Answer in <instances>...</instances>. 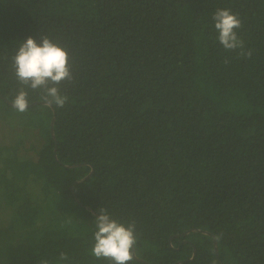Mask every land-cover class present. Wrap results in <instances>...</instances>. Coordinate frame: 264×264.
<instances>
[{"label":"trees","instance_id":"16d2710c","mask_svg":"<svg viewBox=\"0 0 264 264\" xmlns=\"http://www.w3.org/2000/svg\"><path fill=\"white\" fill-rule=\"evenodd\" d=\"M45 35L68 100L20 113L11 57ZM100 208L135 221L130 264H264V0H0V264H110Z\"/></svg>","mask_w":264,"mask_h":264},{"label":"clouds","instance_id":"9594fccd","mask_svg":"<svg viewBox=\"0 0 264 264\" xmlns=\"http://www.w3.org/2000/svg\"><path fill=\"white\" fill-rule=\"evenodd\" d=\"M216 41L226 52L239 50L241 57L250 58L251 50L245 51L244 41L238 35L242 21L238 14L230 9H217L213 15ZM228 63V59H225ZM73 61L67 48L54 42L47 35L40 41L29 36L19 44L11 57L13 75L21 86L12 100L13 107L20 113L28 111L30 100L26 89L41 91L47 106L63 108L68 100L60 91L62 83H71ZM95 216L93 233L94 243L91 255L97 259H106L110 264H130L136 258L137 231L135 221L121 222L114 218L106 208H100ZM60 259H68L65 253Z\"/></svg>","mask_w":264,"mask_h":264},{"label":"rangeland","instance_id":"374dc122","mask_svg":"<svg viewBox=\"0 0 264 264\" xmlns=\"http://www.w3.org/2000/svg\"><path fill=\"white\" fill-rule=\"evenodd\" d=\"M22 121H24L23 119H21ZM36 123V122H35ZM8 132H9V130H8ZM24 153V151H20V154H23Z\"/></svg>","mask_w":264,"mask_h":264},{"label":"water","instance_id":"95a60500","mask_svg":"<svg viewBox=\"0 0 264 264\" xmlns=\"http://www.w3.org/2000/svg\"><path fill=\"white\" fill-rule=\"evenodd\" d=\"M12 105V104H11ZM13 106V105H12ZM215 244H216V242H215Z\"/></svg>","mask_w":264,"mask_h":264},{"label":"bare ground","instance_id":"6f19581e","mask_svg":"<svg viewBox=\"0 0 264 264\" xmlns=\"http://www.w3.org/2000/svg\"><path fill=\"white\" fill-rule=\"evenodd\" d=\"M11 105V104H10Z\"/></svg>","mask_w":264,"mask_h":264}]
</instances>
